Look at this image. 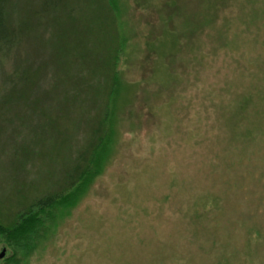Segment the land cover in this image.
I'll use <instances>...</instances> for the list:
<instances>
[{"label": "rangeland", "instance_id": "rangeland-1", "mask_svg": "<svg viewBox=\"0 0 264 264\" xmlns=\"http://www.w3.org/2000/svg\"><path fill=\"white\" fill-rule=\"evenodd\" d=\"M44 1L8 4L1 223L57 190L98 122L78 101L42 117V89L18 80L29 61L66 87L115 36L117 88L98 173L24 240L0 233V264H264V0H113L100 36L93 0H55L50 27Z\"/></svg>", "mask_w": 264, "mask_h": 264}, {"label": "trees", "instance_id": "trees-1", "mask_svg": "<svg viewBox=\"0 0 264 264\" xmlns=\"http://www.w3.org/2000/svg\"><path fill=\"white\" fill-rule=\"evenodd\" d=\"M93 1L98 13L95 16V27L93 28L97 29L98 36H100L101 32L98 30V25L106 21L104 19L105 15L108 16L109 21L112 19L113 11L115 10L114 1ZM56 2L55 0H46L39 10V13L50 16L49 27L59 23V20H57V4L59 5V2ZM8 4L9 0H0V51L14 45L18 40L10 37L14 33V30H11L8 22V15L10 13ZM67 17L64 18L66 19ZM100 17H103V20ZM44 33L47 34L48 32L45 30ZM63 34L64 32H61L60 35L56 34L55 37L61 39ZM121 42L120 38L118 40V38L116 39L113 36L109 39L110 45L97 46V54L94 56L93 65L91 66L94 71L92 78L97 79V82H92V78L88 75L87 71L85 72L87 75H81L80 71H84L85 67L86 69L89 68L84 64V69L78 70L76 75L71 76L69 85L63 87L60 80L54 77L53 73L48 70L46 58L37 64H32L29 61L28 68L24 69L18 76L19 82L29 86V99L34 90L42 89V117L49 116L50 119L47 118L49 121H52V117L65 115L69 104L74 101H78V106L80 104L79 110H83L84 107L86 109V106H91V112L98 111L99 113L96 118L98 119L97 125H94V127L89 123L87 126L91 132L89 133L90 138L85 148L76 155L72 163L73 169L64 173L60 181L61 183L57 184V190L46 191L42 196L34 199L25 209L17 212L11 223L4 225L0 222V233L4 234L7 242L14 240L17 243L31 235L33 230L44 221V216L41 217L40 215L43 212L61 203L73 204L82 192L83 186L98 173L97 163L99 161L98 158L100 159L99 154L106 144L110 104L117 88V77L114 68L116 66L117 54L122 45ZM46 55H49V53L46 52ZM35 76L42 77V83H39L42 85V88H40L41 86L38 88V78L33 79ZM38 99L37 95H35V101L32 103H36ZM95 107H98V109L93 110ZM86 113L90 112L86 109ZM42 130H45L43 126ZM55 133L60 134L61 131Z\"/></svg>", "mask_w": 264, "mask_h": 264}, {"label": "water", "instance_id": "water-1", "mask_svg": "<svg viewBox=\"0 0 264 264\" xmlns=\"http://www.w3.org/2000/svg\"><path fill=\"white\" fill-rule=\"evenodd\" d=\"M3 254H4V252L2 251V252L0 253V259H1V257L3 256Z\"/></svg>", "mask_w": 264, "mask_h": 264}]
</instances>
